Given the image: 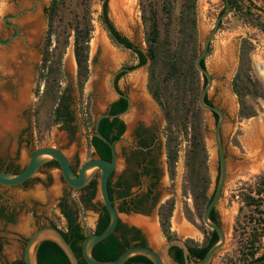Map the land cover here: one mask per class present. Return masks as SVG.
Returning <instances> with one entry per match:
<instances>
[{
    "label": "rangeland",
    "instance_id": "1",
    "mask_svg": "<svg viewBox=\"0 0 264 264\" xmlns=\"http://www.w3.org/2000/svg\"><path fill=\"white\" fill-rule=\"evenodd\" d=\"M31 1L0 0V28L2 18L5 14L20 7L30 6ZM59 1L61 6L53 19L50 29L47 14L50 0H40L31 13L22 16L24 17L30 14L25 18L28 22L30 20L32 21L33 17L38 16L37 18L41 20L40 25H42L37 41L32 44L34 49H31L34 53L36 64L38 65V78L35 82V96L31 99L36 128L32 132V135H30L31 142L28 148L33 150L43 145L59 146L70 158H73L77 149L81 163L90 154V151L85 149L87 138H85L84 133L92 131L96 116L104 111L107 102L117 96L113 86V75L122 67L136 64L137 56L132 49L124 47L111 39L101 18L103 0ZM181 1L171 0L170 13L168 14L169 18L167 17L164 0H120L121 8H118V5H113V0H107V12L115 27L123 35L128 37L136 46L146 48L147 43L145 37L148 29L147 18L150 13L149 5L153 6L156 10L160 35L164 36L166 28H168L167 34L170 41H172V47H175L180 37L178 16ZM252 2L257 4L260 10L264 12L263 0H252ZM86 4L89 10L87 16L91 31L87 48V74L83 84L80 85L74 56L73 24L85 15ZM223 6V0H196V48L198 54L201 49L203 37L213 28L214 22ZM29 28L31 27L27 26L25 31H29ZM243 36H249L254 41L253 48L250 52L252 64L251 73L264 86V32L245 22L237 11L230 10L229 14L222 19L216 33L210 39L209 48L205 55V67L213 77L212 86L207 92L208 99L213 104L221 107L225 113L221 138L225 149L228 170L224 188L215 208L217 220L224 227L227 238L224 247L214 256L210 264H243L245 259L248 258L247 254L242 253V242L249 231H252L256 227L254 226V222L249 220L250 208L244 204L240 192L245 191L246 189L244 188L246 186H253L259 176L264 174V150L262 152L257 150L259 151L256 155L257 161L253 163L245 162L247 161L246 157H250L252 151H254L249 145L252 138L255 137L258 131L260 133L263 132L264 137V100L249 97V101L256 108V114L247 118L240 117L238 115L237 97L232 89V78L238 62L239 41ZM47 39L50 40L47 49L50 59L55 60L59 58L60 60V71L55 90L60 96L65 95L67 97V102L74 112L75 119L73 121V127L75 132L70 141H68L66 131L62 128L61 124L53 120L52 109L56 101L54 98L52 99V96H48L44 92L46 78L41 73L45 72L46 67L42 65V55L46 47ZM109 49L113 50V53H118L119 59L115 58V55L111 58L110 56L112 54L110 55L107 52ZM67 58L71 60L72 66L67 67ZM259 64H262L263 68H260ZM201 74L200 72L199 79L202 83L203 77ZM147 83L148 65L146 67L141 66L128 70L118 80V86L133 101V104L129 107L130 109L121 116L125 123L123 137L126 139L132 137L138 121H142L145 126L156 130L158 143L155 145V151L158 153V162L162 168L159 183L160 193L157 203L169 194H173V207L169 218V229L172 233L171 239L182 241L186 239L191 240V242L201 243L209 228L204 224L202 218L198 217L192 209L191 197L188 194L189 190L185 175V156L189 146V133L186 134L183 131L177 133L175 131L177 133V158L174 173L171 176L170 173L167 174L165 166L167 122L160 105L150 93ZM21 84L22 82L16 84V97L18 96V89L21 87ZM221 93L223 95L226 93L229 97V103L224 101ZM136 94L145 95V101L140 99L139 96L136 97ZM147 101L154 107L153 110L155 111V117H152L149 122L144 121L140 117L145 104L147 107ZM6 103L2 102L1 104L7 107ZM130 112H135L138 115L137 122L135 121L131 129L129 127V119L127 118V114ZM215 122L216 117L203 109L202 131L207 150L208 173L211 181L208 189L209 193L213 191L218 176V158L213 142ZM25 136L26 133L22 137L19 133L4 134L0 138V148L7 150V153L12 156L17 154L19 161L25 163L28 158L26 141L24 140ZM19 143V151H17L16 148ZM122 166V159L118 157L115 174L121 170ZM43 169L45 170L46 167ZM47 171L49 172L50 180L46 177L47 174L41 171L37 172L34 176L37 178V185L35 186V194L37 196L34 195V197L38 198V208L42 206L39 211L43 210L46 213L56 202L60 192L59 190L62 187L60 170L48 168ZM97 197H100L99 189ZM70 203L72 204V208H76L78 206V198H76L75 203L74 201ZM187 208L193 214L191 219L186 214ZM155 210L156 206L150 210V213L146 217L142 218H156ZM176 213H180L185 224L184 228H187L185 231L178 229V226L176 227V219L173 222ZM131 214L121 213V222L130 225L134 224L127 219ZM53 215L56 224L63 228L64 221L58 214L57 209ZM95 215L91 208H82L78 219L86 232L92 229ZM18 220L27 221L23 215L18 216ZM137 226L145 234L148 245H152L155 248L170 240L166 239L167 237L158 223L157 237L154 239L150 238L144 228L140 225ZM8 228L10 229L12 226L9 225ZM19 232H22L21 229L15 231L7 230L5 232L7 234L6 239H3L2 253L10 250L9 245L15 243V235L19 234ZM261 232L264 234L263 229H261ZM5 233L0 232V235ZM263 241L264 235H261L260 241L256 243V249L253 250L255 252L253 257L263 252Z\"/></svg>",
    "mask_w": 264,
    "mask_h": 264
},
{
    "label": "trees",
    "instance_id": "2",
    "mask_svg": "<svg viewBox=\"0 0 264 264\" xmlns=\"http://www.w3.org/2000/svg\"><path fill=\"white\" fill-rule=\"evenodd\" d=\"M88 1V0H87ZM166 4L167 17L170 13L171 0H164ZM231 10L238 12L239 16L252 26L264 31V12L260 10L252 0H229ZM264 1V0H263ZM225 7V0H223ZM59 0H50L47 8L49 29L53 19L60 8ZM150 13L148 15V29L146 32V51L143 52L136 46L128 37L123 35L111 21L107 12V0L102 1L101 18L105 24L111 39L127 48L132 49L137 56V62L127 68L133 69L136 66L142 65L149 58L148 64V89L153 98L160 105L166 122H167V139H166V154L168 161L169 173L172 176L174 173L175 161L177 158L176 138L177 133L183 131L189 133V146L186 150L185 167H186V184L189 192L192 195L195 212L198 217L202 218L203 211L212 198L214 191L208 192L210 185V176L207 165V150L204 142L202 131V110L203 108L198 103V97L202 87L206 83V77L202 75L203 82L199 79V70L195 66V59L198 55L196 48L197 44V27H196V0H182L179 11V32L180 37L177 40V46L172 47V41L168 36V28L164 36L160 35V29L156 16V10L149 5ZM222 8V9H223ZM88 7L86 4L85 15L80 20H76L73 24L74 30V56L77 64V74L80 85L87 74V48L90 38L91 26L87 16ZM169 18V17H168ZM221 23V22H220ZM169 25V24H168ZM48 29V31H49ZM51 34V33H50ZM49 37V36H48ZM49 39L46 41V47L42 55V65L46 67L44 75L45 94L52 96V99L57 102L61 97L55 90L57 79L60 71V60L50 59L48 45ZM253 48V43L249 36H244L240 43L239 64L232 78V89L237 97L238 115L240 117H251L256 114L255 106L249 101V97L261 98L264 100V88L261 82L251 73L249 51ZM201 64L205 66V57L201 60ZM125 73L120 71L116 76V81ZM54 101V102H55ZM206 102H210L205 97ZM116 108L110 110V113H117L126 108L127 101L123 97H119L113 102ZM55 106V105H54ZM57 112L58 108L53 107L52 113ZM217 119V114H214ZM55 122L58 118L53 119ZM118 118L103 117L99 123V131L104 134L109 140H113L121 135L124 131V123L119 122L118 133L111 137L109 135L110 127L117 122ZM177 131V133L175 132ZM91 142L97 147L104 148L101 150L102 156L107 157L109 147L106 143L97 136H93ZM92 192L96 191L97 180L90 182ZM109 189V188H108ZM245 191L240 192L244 204L250 208L249 220L254 222L256 228L249 231L248 235L242 242V253L247 254L243 264L255 259L264 258V241L263 252L255 257V252L258 241L264 230V174L259 176L256 183L251 186H246ZM110 194V189H109ZM111 196V195H110ZM172 210V203L162 205L160 211L161 226L165 236L171 239L172 233L169 229V218ZM188 218H192V212L189 208L186 210ZM210 218L218 222L215 209L210 212ZM109 222L108 212L105 210V215L100 218V225L95 232H101ZM122 224L118 221L114 231L104 239L96 242L92 247V255L101 260L115 259L125 248L133 244L145 245L144 242L130 243L125 238L124 233L118 234V230ZM78 227V226H77ZM77 227H68V232L75 235L74 242L83 241L87 234L81 233ZM258 230V231H257ZM73 232V233H71ZM73 250L80 253V246H76L71 242V237H65ZM218 235L215 230L208 229L204 240L201 243H188L186 246L190 252L197 258L203 257L209 247L215 243ZM52 244L55 247L45 246ZM170 249L176 250L179 254L182 251L181 247L171 245ZM79 252V253H78ZM60 255L63 259L57 260ZM77 255V256H78ZM175 260L183 262L181 255L176 256ZM38 264H70L67 255L61 247L53 241H44L38 251ZM79 264H89L83 259H79ZM123 264H153V262L144 255H134L127 259Z\"/></svg>",
    "mask_w": 264,
    "mask_h": 264
},
{
    "label": "flooded vegetation",
    "instance_id": "3",
    "mask_svg": "<svg viewBox=\"0 0 264 264\" xmlns=\"http://www.w3.org/2000/svg\"><path fill=\"white\" fill-rule=\"evenodd\" d=\"M21 2L23 3V1ZM39 2L40 0H32L30 6L17 8L14 11L5 14V16L2 18V23L0 28V100L1 103L7 102L6 103L7 107L3 106V104L0 103L1 105L0 108L3 109V111L6 114L12 113L10 114L9 122L12 121L11 123L13 124L10 123L11 126L7 128L4 127L2 125V122L0 121V131H1L0 138L2 137V135L7 133H16V134L19 133L21 137L26 133L24 140L26 141L28 158L25 163H21V161H19V156L17 154L15 156H12L11 154L7 153V150H2L0 148L1 171L12 172V173L20 172L28 163L30 155L32 151L35 149L34 148L33 150H30L28 146L31 142L30 135H32V132L36 128L35 126L36 121L33 113L34 110L31 107L32 106L31 99L32 97L35 96V88H36L35 82L38 78V65L36 64L35 56L32 51L34 49L32 47V44L33 42L37 41L38 37L31 38L32 28H29V31H25L26 30L25 28L27 26L31 27V20L30 22H28L27 19H25L30 14L24 17L22 16L31 13ZM224 9L225 7L219 12V14H221L224 11ZM8 39L9 41L6 44L1 43V41H6ZM241 39L239 41L237 67L239 64ZM250 40L254 44L253 39L250 38ZM17 44L20 46L19 47L20 52H18V57L17 59L16 58L11 59L12 61L10 60V63H8L6 61V58L8 59V56L5 54V52L7 51L9 52V50L15 48L14 45ZM251 50L249 51V57ZM108 54L110 55L112 54V56H110L111 58L115 55V58L119 59L118 57L119 54L116 52L112 53V50L111 52H108ZM250 65L252 67L251 57H250ZM259 66L260 68H263L262 64H259ZM122 68H127V67H122ZM124 71L126 72L127 70ZM119 72L120 71H117L115 74V87L120 93L126 95L125 91H123L118 86L119 79L116 81V76ZM25 78H27V80H25ZM21 82L22 84L21 87L18 89V96L16 97L17 94L16 84ZM23 89H25L27 93V100L24 103H21L19 102L21 100L19 94H20V90ZM123 95L117 94L115 98L107 102L106 107L103 111L110 114L109 116H104V117H109L111 120L113 118H118L117 122H115L110 127L109 135L111 137H114L118 133L119 122L122 121L124 123V121L121 118L122 115H113L121 111L117 113L116 112L110 113V110L117 107L113 105V102L116 101L119 97L125 98L128 104L127 98ZM137 95L138 94H136L135 96L138 97ZM6 96L10 99V102H8L9 100ZM141 96L145 97V95L139 94V98L145 101L146 97L143 98ZM206 97L208 99L207 95ZM66 98L67 97L65 95L64 96L62 95L57 100L55 106L53 107H57L58 111L57 112L54 111L52 115H53V119L58 118L57 122H59L62 128L66 131L68 141H70L72 135L75 132L73 127V121L75 117H74V112L71 110ZM210 103L212 102L210 101ZM146 108L147 107L145 104L144 110L140 115V117L144 121L149 122L152 119V117H155L154 114L155 111L152 109L153 112L151 111V113L147 114ZM19 111L20 113L18 114ZM130 113H133V116L136 117L134 120L135 123L138 115H136L135 112H130ZM130 113L127 114L128 119L131 118L129 117ZM214 114L215 113H213V115ZM132 126L129 124L130 129L132 128ZM94 130L95 129L93 124L92 131H87L84 133L85 138H87L85 149L90 151L89 156H87L81 163L77 149L73 155V158L67 156L70 162V166L75 173H77L80 165L87 159L97 158V157L111 159L112 153L107 143L106 145L109 147V154H107L108 155L107 157H104L102 156L101 153V150L104 148V146L102 145V147L99 148L91 142L92 137L95 135L93 133ZM124 132H125V128L121 135L111 140L115 142L117 160L118 157H120L122 159L123 166L121 170L117 174H115V171L117 170V162H116V166L114 167L113 171L110 174L108 180V188L110 189L109 195H111L110 197L113 200V204L118 209V211L125 214L132 213L129 216L135 217L138 220L141 218L142 220L140 219L141 221L140 223L133 222L134 224L130 225V224L122 223L121 219H119V222L122 225L120 226L117 233L118 234L124 233L125 238L128 239L130 243L144 242V244H148L145 234L143 233L142 229L137 225H140L142 228H144L143 222L147 223L151 220L152 221L154 220L156 229H157L156 226L157 223L159 224L160 227H162L160 211L162 205L164 204L168 205L172 203V207H173V200H172L173 194H169L159 203H157L160 193L159 183H160L162 168L160 166V163L158 162V153L155 151V145L158 143L156 130H153L148 126H145L142 121H138L137 125H135L133 135L130 139H126L125 137H123ZM19 146L20 143L17 145L16 148L17 151H19ZM165 166L168 174L169 168H168L167 154H165ZM44 167H46L45 170L43 169ZM48 168L60 170L58 162L55 159H50L44 162L37 169L34 175H32L31 177H29L28 179L24 180L21 183L14 185L0 184V224H1L0 232L5 233L7 230L15 231L17 229H21L22 231L19 232V234L15 235L16 236L15 243L9 245L10 250H8V252L5 253H2V249H3V239H6L7 233L0 235V264H26L25 255H24V248L26 241L30 237V235L40 227L53 225L63 233L64 237H66L68 234V236L71 237L70 239L71 242H74L73 239L76 236L68 232L69 226L72 227L78 226L77 228L78 229L80 228L79 231L81 233L84 232L85 234L95 232V230L99 227L100 218L102 215H105V210H106L102 199L100 197H97L99 171H97L93 175V177L86 185L80 188H74L70 186L64 180L60 171V182L62 183V187L59 190L60 192L56 199V202L49 208V211L46 213L43 210L39 211V209H41L42 206L41 208H38V198L34 197V195H36L35 186L37 185L36 183L37 178H35L34 176L36 175L37 172L41 171L46 173L47 174L46 177L49 178L50 180V175L49 172L47 171ZM93 180H97V188L96 191L94 192H92L93 189L90 187V182ZM214 190L215 187L213 191ZM188 194H190L191 197L190 199H191L192 209L195 210L192 195L190 192H188ZM71 196L72 198H70ZM76 198H78V204H77L78 206L76 208H72V204L70 202L74 201L75 203ZM154 206H156V210H155L156 218L152 217L153 219L152 218L143 219L142 217H146ZM84 207L91 208L96 214L93 221L92 229L89 232H86L82 223L78 219L79 218L78 216L80 215V212ZM56 209L58 210V214L61 216V218L64 221L63 228L58 226L55 222V218L53 214ZM20 215H23V217H25L27 221L18 220L19 221L18 222L17 218ZM175 218L177 219V221H180L181 224L179 227L177 226L176 227L181 231L182 230L185 231L187 228H183V226L185 227V224L180 213L179 214L176 213V216L174 215L173 222ZM9 225L12 226V228L9 229L8 228ZM156 237H157V230H156ZM44 241H52V240L44 239L33 247V252L35 254V258L37 261H38L39 247ZM187 241H189L188 243H192L191 240H186V239L184 240L185 243H187ZM82 242L81 241L74 242L76 246H80V253L78 252L79 255L77 254V252L73 250L75 255L76 256L78 255L77 256L78 260L79 259L84 260L81 250ZM45 246L55 247L52 244H45ZM58 246L60 247V245ZM169 255L173 259H175L176 256L181 255L183 257V262L185 261L186 258L183 249L179 254L176 250L169 248ZM187 257L188 260H197V258L190 252L189 249H188ZM56 258L58 261L63 259L60 255H58Z\"/></svg>",
    "mask_w": 264,
    "mask_h": 264
},
{
    "label": "water",
    "instance_id": "4",
    "mask_svg": "<svg viewBox=\"0 0 264 264\" xmlns=\"http://www.w3.org/2000/svg\"><path fill=\"white\" fill-rule=\"evenodd\" d=\"M225 4H226L225 9L221 14L217 16L213 28L203 37L201 41L200 52L195 60L196 68L206 77V83L202 87L198 97V103L206 112L217 114V119L213 130V142L216 148L217 158H218V176L215 183V190L212 195V198L207 204L205 210L203 211L202 221L208 228L216 231L218 235V239L215 243H213L209 247V249L205 252L202 258L192 261L188 260L187 246L184 243V241L178 239H174V240L170 239L164 242L162 245L158 246L157 248L148 244L145 245L133 244L125 248L115 259L112 260H101L95 258L92 255V247L94 246V244L104 239L114 231L120 219V214H121V212L118 211V209L114 206L113 200L111 199L108 191V180L117 162L115 142L109 140L104 134H102L99 131L100 119L104 116L110 115L107 112L99 113L96 116L94 120L95 130L93 133L109 145L112 153L111 159H105L99 157L87 159L80 165L77 173H75L70 166V162L67 155L58 146L43 145L35 148L32 151L28 163L20 172L12 173V172H6L0 170V184L14 185V184H19L24 180L28 179L29 177H31L32 175H34L37 169L44 162L50 159H55L59 164L62 177L70 186L74 188H80L86 185L93 177V175L97 171H99V178H98L99 196L102 199L103 204L105 205V208L108 212L109 222L101 232H91L87 234L86 237L84 238L81 245V250H82L83 258L87 263L123 264L127 259H129L134 255H144L147 258H149L153 262V264H210L214 256L224 247L227 238L226 231L219 222L211 220L210 212L212 209L216 208V205L220 199L228 175L225 149L221 138L222 126L225 121V113L224 110L218 105L205 101L207 92L212 86L213 77L211 73L208 71V69L201 64V60L207 54L210 39L216 33L220 21L224 17H226L230 12V8H231L230 1L225 0ZM8 41L9 39L6 41H1V43L6 44ZM138 47L143 52L146 51L145 48L140 46ZM148 64H149V58L147 57V61L144 64L136 67H141V66L146 67ZM121 70L128 71L131 69L121 68L118 71ZM115 74L113 75L114 90L118 95H123L115 87ZM123 96H125L128 100L127 107L123 111L113 115H122L129 109L131 105V98L128 95H123ZM44 239L52 240L56 242L58 245H60V247L67 255L70 264H79V260L75 255L72 246L64 237L63 233L53 225L40 227L39 229L34 231L27 239L24 248L26 264H38L35 258V254L33 252V247ZM171 245H177L183 249L186 255L184 262L182 263L178 262L169 255V247ZM245 264H264V258H255L246 262Z\"/></svg>",
    "mask_w": 264,
    "mask_h": 264
},
{
    "label": "bare ground",
    "instance_id": "5",
    "mask_svg": "<svg viewBox=\"0 0 264 264\" xmlns=\"http://www.w3.org/2000/svg\"><path fill=\"white\" fill-rule=\"evenodd\" d=\"M114 2H113V5H115V6H117L118 8L120 7L121 8V3H120V0H113ZM38 17V16H37ZM37 17H33L32 18V21H31V38H37L38 36H39V32H40V28H41V26L42 25H40L41 23H40V21L41 20H39ZM29 20V19H28ZM24 21V20H23ZM42 30V29H41ZM14 47L15 48H12L11 50H9V52L7 51V52H5V54L8 56V59L6 58V61L8 62V63H10V60L11 59H14V58H16L17 59V57H18V52H20V46L17 44V45H14ZM107 52H111V50L109 49ZM112 53H113V50H112ZM12 61V60H11ZM69 66H72V63H71V60L69 59V58H67V67H69ZM29 71V70H28ZM25 80H27V78H25ZM26 83H27V81H26ZM25 87V86H24ZM222 94V96H223V99H224V101L225 102H227V103H229V97L226 95V93H225V95H223V93H221ZM20 97H21V100L19 101V102H21V103H24L26 100H27V93H26V91H25V89H23V90H20ZM137 96H139V95H137ZM7 97V96H6ZM28 97H29V95H28ZM141 97H143V98H145L144 96H141ZM8 98V97H7ZM8 102H10V99L8 98ZM17 105V104H16ZM20 105V104H19ZM26 105V104H25ZM131 105H132V100H131ZM131 105H130V107H131ZM1 106V105H0ZM10 106H11V104H10ZM17 107V106H16ZM15 108V107H14ZM154 107L150 104V103H148V101H147V114H149V113H151V111H152V109H153ZM130 109V108H129ZM10 110V109H9ZM11 110H12V108H11ZM16 110H17V108H16ZM10 114H12V113H8V114H6L4 111H3V109H1L0 108V121L2 122V125L4 126V127H7V128H9V126H11V124H13V123H11V122H9L10 121ZM14 115V114H13ZM12 116V115H11ZM129 117H131L130 119H129V124L132 126L133 125V123H134V120H135V116H133V113H130V115H129ZM11 123V124H10ZM15 125V124H14ZM11 128V127H10ZM7 130H9V129H7ZM11 130V129H10ZM263 132H257L256 133V135H255V137H253L252 138V140H251V143L249 144L251 147H252V149L254 150V151H252V155H250V157L248 156V157H246L247 158V161H245V162H249V163H253V162H255V161H257V153L260 151V152H262L263 150H264V137H263V134H262ZM0 134H1V131H0ZM257 150H259V151H257ZM177 218V217H176ZM175 218V219H176ZM127 219L130 221V222H141L140 221V219L138 220V219H136L135 217H132V216H128L127 217ZM153 219V218H152ZM142 220V219H141ZM147 221V220H146ZM181 224H180V221H177V219H176V226H180ZM157 226V225H156ZM143 227L145 228V230H146V232L149 234V236H150V238L151 239H154L155 237H156V227H155V222H154V220L152 221H149V222H143ZM181 228H182V226H181ZM183 228H184V226H183Z\"/></svg>",
    "mask_w": 264,
    "mask_h": 264
}]
</instances>
